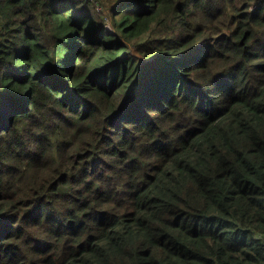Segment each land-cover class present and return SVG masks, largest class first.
I'll return each mask as SVG.
<instances>
[{
	"label": "trees",
	"instance_id": "1",
	"mask_svg": "<svg viewBox=\"0 0 264 264\" xmlns=\"http://www.w3.org/2000/svg\"><path fill=\"white\" fill-rule=\"evenodd\" d=\"M100 1L0 0V264H264V0Z\"/></svg>",
	"mask_w": 264,
	"mask_h": 264
},
{
	"label": "rangeland",
	"instance_id": "2",
	"mask_svg": "<svg viewBox=\"0 0 264 264\" xmlns=\"http://www.w3.org/2000/svg\"><path fill=\"white\" fill-rule=\"evenodd\" d=\"M97 3L99 4V6H101V8L103 10L101 1L100 0H97ZM106 29H107V31H110L111 30V25L108 22H106Z\"/></svg>",
	"mask_w": 264,
	"mask_h": 264
},
{
	"label": "built area",
	"instance_id": "3",
	"mask_svg": "<svg viewBox=\"0 0 264 264\" xmlns=\"http://www.w3.org/2000/svg\"><path fill=\"white\" fill-rule=\"evenodd\" d=\"M88 1L93 2L95 4L97 10H101L102 9L101 6H99V4L97 3V0H88Z\"/></svg>",
	"mask_w": 264,
	"mask_h": 264
},
{
	"label": "bare ground",
	"instance_id": "4",
	"mask_svg": "<svg viewBox=\"0 0 264 264\" xmlns=\"http://www.w3.org/2000/svg\"><path fill=\"white\" fill-rule=\"evenodd\" d=\"M163 145H164V144H163ZM163 145H162V146H163ZM165 146H166V144H165ZM165 146H164L163 148H167V147H165ZM95 168H96V167H95ZM94 170H95V169H94ZM95 172H96V170H95ZM97 172H98V170H97ZM71 194H72V193H71ZM74 195H76V194H74Z\"/></svg>",
	"mask_w": 264,
	"mask_h": 264
}]
</instances>
